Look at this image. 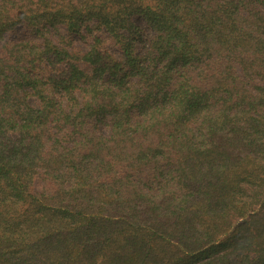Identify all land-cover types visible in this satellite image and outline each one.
I'll return each mask as SVG.
<instances>
[{"label": "trees", "instance_id": "16d2710c", "mask_svg": "<svg viewBox=\"0 0 264 264\" xmlns=\"http://www.w3.org/2000/svg\"><path fill=\"white\" fill-rule=\"evenodd\" d=\"M0 264H264V0H0Z\"/></svg>", "mask_w": 264, "mask_h": 264}]
</instances>
